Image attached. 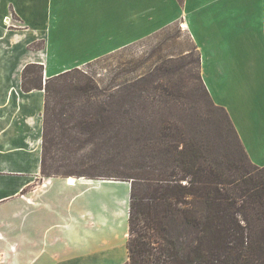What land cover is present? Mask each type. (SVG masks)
Returning <instances> with one entry per match:
<instances>
[{
    "label": "crops",
    "instance_id": "0c3cea01",
    "mask_svg": "<svg viewBox=\"0 0 264 264\" xmlns=\"http://www.w3.org/2000/svg\"><path fill=\"white\" fill-rule=\"evenodd\" d=\"M176 24L215 104L264 166V0H0V160L9 161L0 170L26 177L0 187V264H108L118 220H129L130 197L106 187L115 180L42 176L46 94L23 90L25 66L41 64L45 83Z\"/></svg>",
    "mask_w": 264,
    "mask_h": 264
},
{
    "label": "trees",
    "instance_id": "16d2710c",
    "mask_svg": "<svg viewBox=\"0 0 264 264\" xmlns=\"http://www.w3.org/2000/svg\"><path fill=\"white\" fill-rule=\"evenodd\" d=\"M163 67L101 87L82 67L44 83L27 64L23 90L46 94L42 176L90 146L74 174L131 183L125 264H264V166L200 71L188 86Z\"/></svg>",
    "mask_w": 264,
    "mask_h": 264
},
{
    "label": "rangeland",
    "instance_id": "374dc122",
    "mask_svg": "<svg viewBox=\"0 0 264 264\" xmlns=\"http://www.w3.org/2000/svg\"><path fill=\"white\" fill-rule=\"evenodd\" d=\"M188 32L181 27L180 24L173 25L165 31L158 32L148 39H143L131 47L119 50L115 53L106 55L96 63H91L82 66L92 74L101 87H106L108 84L117 81L134 79L140 74L149 73L154 68L163 69H179L180 72H175L173 78L179 79L183 77L188 86L192 84L191 74L199 73L197 64L198 53L196 46L191 41L187 34ZM172 55V56H170ZM182 72V73H181ZM92 147L86 149H75L68 154H54L50 163L53 162L57 166V173L60 177L71 175L79 177L74 174L81 169V162L86 153L91 152ZM3 167H7L9 161L0 160ZM72 172V173H71ZM66 177V178H67ZM26 180L25 175H20L15 172H3L0 170V187L3 189H13L22 186ZM106 187L115 194L124 197H130L131 184L129 182L120 181H105ZM37 185H42L40 180L33 182ZM123 221L119 225V235L110 240L108 246V264H124L126 258L128 259L127 241L129 240L128 222L123 216ZM125 230H128V235H124Z\"/></svg>",
    "mask_w": 264,
    "mask_h": 264
},
{
    "label": "bare ground",
    "instance_id": "6f19581e",
    "mask_svg": "<svg viewBox=\"0 0 264 264\" xmlns=\"http://www.w3.org/2000/svg\"><path fill=\"white\" fill-rule=\"evenodd\" d=\"M76 179H77V178L74 177V176H68V177H67V181H68L69 183H71L72 185L75 184Z\"/></svg>",
    "mask_w": 264,
    "mask_h": 264
}]
</instances>
